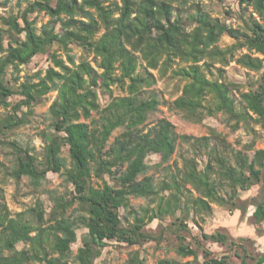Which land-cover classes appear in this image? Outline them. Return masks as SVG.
I'll use <instances>...</instances> for the list:
<instances>
[{"label":"trees","instance_id":"obj_1","mask_svg":"<svg viewBox=\"0 0 264 264\" xmlns=\"http://www.w3.org/2000/svg\"><path fill=\"white\" fill-rule=\"evenodd\" d=\"M194 1L34 0L20 16L0 15V108L8 109L0 116V149H10L12 156L11 166L3 174L16 183L26 177L37 188L48 172L62 171L72 186L69 196H54L48 217L40 202L15 215L0 203V264H96L109 242L134 246L160 242L167 239L166 234L174 237L179 257L193 260L164 258L156 264H194L199 251L202 264H232L229 255L213 256L202 241L228 246L239 264H264V252L253 256L247 249V243L253 242L250 238L235 241L226 231L216 230L201 233L199 239L189 231L186 217L174 216L182 204L197 215L211 213L210 204H217L230 212L240 211L243 218L246 203L253 207L249 219L257 236H264V149L249 157L230 148L214 131L200 138L178 135L165 119L143 129L148 115L159 105L154 92H146L156 81L149 70L164 75L176 59L185 65L174 72L184 82L174 102L184 119L200 123L205 117L223 114L233 127L239 123L248 126L250 120L264 127V73L257 86L244 93L223 76V67L232 61L253 72L263 69L264 0H239L257 16L241 18L243 29L211 18ZM189 2L194 10L187 16L189 24H195L191 30L175 14L178 6H174L185 7ZM34 13L48 17L39 29L29 18ZM224 35L234 44L221 49L217 44ZM53 45L64 58L51 53L52 66L44 75L37 72L19 83L21 67L35 56L47 54ZM73 46L82 52L78 61ZM242 49L248 53L235 58ZM140 61L145 64L142 74L138 72ZM215 64L220 67L213 73ZM112 87L121 88L126 95L101 108L98 90L111 96ZM233 90L240 93V106ZM50 92H56L48 108L54 133L43 135L44 152L38 156L33 147L8 139L28 123L34 105ZM15 96L21 99L12 104L9 100ZM93 113L98 117L91 118ZM81 117L91 120L82 122ZM119 128L122 133L107 146ZM178 140L189 145L195 157L204 151L206 164L200 169L195 157H183L180 168L174 163L177 172L169 182L156 186L146 175V156L157 153L167 163ZM213 140L216 143L211 146ZM64 148L68 159L61 156ZM2 166L0 163V174ZM93 179L101 184L95 187ZM254 187H258L255 196L242 200L241 195ZM166 190L170 194L160 196ZM131 197H157V206L142 214L134 212L133 222L124 226L119 211L129 209ZM166 216L175 218L166 233L152 235L144 230L145 219L163 221ZM78 229L85 233L73 255L71 245L77 241ZM18 243L28 248L17 250ZM127 264L143 263L135 256Z\"/></svg>","mask_w":264,"mask_h":264},{"label":"rangeland","instance_id":"obj_2","mask_svg":"<svg viewBox=\"0 0 264 264\" xmlns=\"http://www.w3.org/2000/svg\"><path fill=\"white\" fill-rule=\"evenodd\" d=\"M34 0H9L4 4V0L0 1V15L4 17L8 16H20L24 8ZM200 9L208 14L211 18L218 20L220 23H225L232 28L243 29L242 19L247 20L251 17L257 19V16L252 13L251 8H246L244 5L239 4V0H195L194 1ZM178 6L175 14L179 15L182 22L185 24L188 30H191L195 24H189L190 19L188 15L194 13L191 2L187 3L185 7ZM31 20L35 21V26L39 29L43 24L48 21V17L44 13H34L29 15ZM242 18V19H241ZM59 28H57L58 30ZM234 44V41L228 36L224 35L220 38L217 46L221 49L230 47ZM72 53L78 61L82 52L79 48L73 46ZM56 53L64 58L62 51L53 45L49 48L47 54L35 56L31 62L21 67L19 73L20 82L25 81L28 77H33L34 74L40 72L44 75L45 71L52 66L49 59L51 53ZM248 53L246 49L238 50L234 57L238 58L242 54ZM255 57L263 58L261 55H254ZM89 61H92V56L88 57ZM94 64V63H93ZM145 64L139 62L138 72L143 73ZM185 65L180 63L177 59L175 64L172 65L166 72L161 74L159 71L149 70L155 77V84L146 90L147 93L154 92L159 105L157 110L150 113L147 117L144 131L149 130L157 125L161 119H165L173 124L175 132L178 135H186L190 137L200 138L208 136L212 131L220 135L226 144L235 151H241L244 154L252 157L255 150L264 149V127L256 123L254 120H250L248 126L243 123H239L237 127H233V122H228L223 114H217L212 117H205L200 123H193L183 118L181 112L175 106V100L181 94V88L184 84L183 80L174 74L179 68ZM220 65L215 64L212 72L215 73V69ZM264 73V61L263 69L259 72H253L248 69L242 68L235 61L229 62L227 66L223 67V76L228 82L239 86L240 92H247L257 86L261 74ZM11 77L8 76V79ZM36 79H33L35 81ZM17 87V85H16ZM112 95L98 90V103L101 108L106 107L113 98L126 95L125 91L118 87H112ZM233 98L236 105L240 106V93L238 90L232 91ZM146 96V94H144ZM56 98V92H50L42 97L38 103L34 105V113L29 117V121L26 125L20 127L10 134L8 140H15L23 147L30 146L35 149L38 156H41L44 152L45 141L43 135L53 134L54 130L51 128L50 117L48 114V108ZM20 97H11L10 102L15 104L19 101ZM26 109L23 108V111ZM7 110L0 108V116L5 115ZM97 114H91V118H97ZM91 118L84 119L81 117L82 122L89 123ZM255 118V116H253ZM123 129L119 128L115 130L107 146H109L113 140L122 133ZM216 143L215 140L211 142V146ZM252 143V147L249 149V145ZM176 149L173 155H171L167 163H162L160 155L157 153H150L146 156L145 162L149 166L146 175L151 176L154 179L156 186H160L162 182H169L172 175H175L177 169L174 163L180 168L182 165V158H193L194 153L189 145L183 144L181 141H177ZM61 156L68 159L67 149L64 148ZM199 163L201 169L206 164L207 157L204 155V151L200 155L195 157ZM11 151L8 148L0 149V203L5 204L12 215L19 212H27L30 208H34L38 202L42 203L43 209L48 217L52 208L54 207V196H69L72 192V186L65 181L64 177L60 173L48 172L45 179L41 181L40 185L35 188L30 183L29 179L23 177L19 183H16L11 177L7 176L6 171L11 166ZM105 180H110L105 177ZM100 180L93 179V185L99 186ZM189 188V187H188ZM171 190H166L160 193V196H168ZM258 192V187H254L250 191L241 195L242 200H246ZM223 195L224 192L222 191ZM196 196V194H194ZM211 205V213H202L197 215L194 210L188 205L185 207L183 204L181 208L176 211L175 217H186V224L189 231L194 236L201 238L200 234H210L216 230H224L229 236L238 241L239 238H250L252 243H247V249L252 252L253 256L262 254L264 252V236H257L255 232V226L250 221L249 217L253 211L252 206H246L245 216L242 218L240 211L230 212L226 207L219 206L217 204ZM157 206V197L151 199L143 198H130L129 209H120L119 215L123 221L124 226H129L133 222V213L138 212L142 214L145 209L152 210ZM174 217L166 216L163 221L154 219L152 221H146L144 230L157 235L160 232H167V228L174 221ZM264 228V224H263ZM85 233V229H78L76 231L77 241L71 245L73 255L76 254V250L81 246V236ZM167 239H163L160 242L150 241L143 242L140 245H126L117 242H109L107 246L102 249L101 255L96 259V264H127L130 258L137 256L142 260L143 264H156L160 259H172L179 262L192 261V257L181 258L175 253L176 242L173 236L166 234ZM202 244L206 250L212 252L213 256L221 257L222 255H229L232 264H239L238 259L234 256L228 246L220 245L218 243H210L202 241ZM28 245L18 243L16 245L17 250L27 249ZM204 257L201 251L198 252L197 259L194 264H202Z\"/></svg>","mask_w":264,"mask_h":264}]
</instances>
